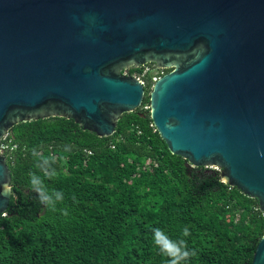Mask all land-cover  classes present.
Returning <instances> with one entry per match:
<instances>
[{
    "label": "water",
    "instance_id": "obj_1",
    "mask_svg": "<svg viewBox=\"0 0 264 264\" xmlns=\"http://www.w3.org/2000/svg\"><path fill=\"white\" fill-rule=\"evenodd\" d=\"M149 94L171 155L219 171L264 218V0H0V143L60 117L99 138ZM0 151V216L12 197ZM251 264H264V230Z\"/></svg>",
    "mask_w": 264,
    "mask_h": 264
},
{
    "label": "trees",
    "instance_id": "obj_2",
    "mask_svg": "<svg viewBox=\"0 0 264 264\" xmlns=\"http://www.w3.org/2000/svg\"><path fill=\"white\" fill-rule=\"evenodd\" d=\"M150 66L158 77L171 71ZM122 74L140 79L145 93L111 137L55 117L15 125L2 141L12 197L0 216V264H165L153 228L186 240L194 255L184 264H251L264 230L258 202L223 184L219 171L171 155L150 119L152 74ZM33 147L55 156L47 183L64 192L58 208L67 216L48 211L30 189Z\"/></svg>",
    "mask_w": 264,
    "mask_h": 264
},
{
    "label": "clouds",
    "instance_id": "obj_3",
    "mask_svg": "<svg viewBox=\"0 0 264 264\" xmlns=\"http://www.w3.org/2000/svg\"><path fill=\"white\" fill-rule=\"evenodd\" d=\"M73 146L65 144L62 146L63 153L72 151ZM33 168L29 172V186L36 194L38 202L45 206V208L53 213L60 212L62 215H68L67 207L58 208V205L64 203L65 194L62 190L49 186L47 181L56 176V170L53 167L55 164V156L45 154L41 147H33L30 149ZM264 156V153H260ZM75 197H73L74 199ZM152 245L157 254L164 258L165 264H184L194 253L187 248L186 240L179 238L177 240L171 239L162 229L153 228L152 230ZM188 227H184L182 236H189Z\"/></svg>",
    "mask_w": 264,
    "mask_h": 264
},
{
    "label": "built area",
    "instance_id": "obj_4",
    "mask_svg": "<svg viewBox=\"0 0 264 264\" xmlns=\"http://www.w3.org/2000/svg\"><path fill=\"white\" fill-rule=\"evenodd\" d=\"M160 77H158V76H153L152 77V81L153 82H155L156 80H158ZM138 79V78H137ZM139 81H140V79H138ZM141 82V81H140ZM142 83V82H141ZM143 84V83H142ZM7 136V135H6ZM6 136L4 137V139L6 138ZM3 139V140H4ZM2 140V141H3ZM2 141H1V143H0V151L3 153V151H5L6 149H7V144H5L4 142L2 143Z\"/></svg>",
    "mask_w": 264,
    "mask_h": 264
},
{
    "label": "rangeland",
    "instance_id": "obj_5",
    "mask_svg": "<svg viewBox=\"0 0 264 264\" xmlns=\"http://www.w3.org/2000/svg\"><path fill=\"white\" fill-rule=\"evenodd\" d=\"M145 73L152 74V76H157L156 70L153 69V68H151V67H149L148 69H145V70H144V74H145ZM145 109H147V108H145Z\"/></svg>",
    "mask_w": 264,
    "mask_h": 264
},
{
    "label": "flooded vegetation",
    "instance_id": "obj_6",
    "mask_svg": "<svg viewBox=\"0 0 264 264\" xmlns=\"http://www.w3.org/2000/svg\"><path fill=\"white\" fill-rule=\"evenodd\" d=\"M150 65H151V64H148V65H146V66H144V67H141V68L145 70V69H148L149 67H151Z\"/></svg>",
    "mask_w": 264,
    "mask_h": 264
}]
</instances>
